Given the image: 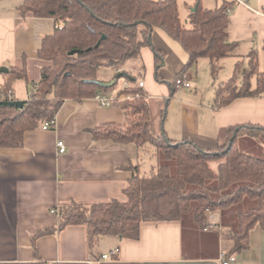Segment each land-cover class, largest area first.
<instances>
[{
  "label": "crops",
  "instance_id": "1",
  "mask_svg": "<svg viewBox=\"0 0 264 264\" xmlns=\"http://www.w3.org/2000/svg\"><path fill=\"white\" fill-rule=\"evenodd\" d=\"M175 1L179 18L182 13L187 20L198 3L205 9L228 7L227 38L237 47L219 61L216 77H212L206 58L198 59L183 72L187 54L177 42L156 31L151 33V46L141 47L139 59L124 70L136 78V84L143 82L142 92L150 101L151 118L153 112L158 117L160 105H166L163 131L168 139L187 140L201 149L216 151L226 141L228 128L264 127V96L240 98L220 108L214 105L216 86L230 78L225 75L223 80L218 79L224 62L229 60L233 74L237 62L246 65L245 57L250 52L261 54L264 18L253 10L264 7V0H246L247 6L236 5L232 0ZM23 3L24 0H0V67L8 71L24 69L29 81L35 83L41 69L38 51L57 24L50 18L21 16ZM8 71L0 73V87ZM182 72L192 89L179 93V89L169 85ZM155 75L161 82L156 81ZM112 78L111 73L99 80L109 82ZM29 97L25 81L15 80L11 99L27 101ZM109 123L124 126L121 103L102 108L93 98L67 99L59 108L52 129L25 133L21 148L0 149V264H220L221 255H234L236 260L231 264H264V230L254 227L245 248L233 252L229 237L233 217L227 216L230 220L226 223L219 211L210 212L201 229L190 220L145 223L139 240L104 236L92 250L83 226L57 230L58 218L52 210L58 205L124 200L122 190L135 173L133 169L138 166L142 173L148 169L138 164L141 157L136 146L93 139L91 131ZM154 126L159 129L155 123ZM58 141L66 147L63 154L57 151ZM52 229L53 233L34 238L37 233ZM115 248L118 255L114 260H101L102 255Z\"/></svg>",
  "mask_w": 264,
  "mask_h": 264
},
{
  "label": "trees",
  "instance_id": "2",
  "mask_svg": "<svg viewBox=\"0 0 264 264\" xmlns=\"http://www.w3.org/2000/svg\"><path fill=\"white\" fill-rule=\"evenodd\" d=\"M227 10V6L205 9L198 3L188 16L186 28L175 0H24L19 9L21 16L50 18L57 27L53 35L43 39L38 51V81L30 82L24 69L10 68L0 87V102L14 101L11 87L15 80H24L30 89V97L21 108L0 105V149L21 148L25 133L41 129L44 123L53 124L52 129L64 100L93 98L98 92L115 90L120 80L127 79L131 85L124 92L139 97L122 104L124 126L109 123L92 130L91 135L94 140L132 144L141 158L152 149L157 161L146 173L138 166L133 169L135 173L122 190L124 200L58 205L54 209L57 230L83 226L92 250L104 236L139 240L145 223L190 220L201 229L207 215L219 211L226 223L230 220L227 216L233 217L229 235L233 252L245 248L254 227L264 230V160L242 153L237 146L241 137L264 141V127H230L225 133L226 141L216 151L201 149L187 140H170L161 128L154 129L149 99L137 87L136 78L124 70L139 59L141 47L151 46L149 35L158 30L187 54L183 72L198 59L206 58L215 78L219 61L237 47L227 38ZM259 55L250 52L245 57L246 65L237 62L232 76L216 86V107L240 98L264 96V41L262 70ZM103 68L110 69L115 80L109 88L93 83L103 82L97 77ZM183 72L176 79H182ZM155 79L161 82L157 75ZM169 86L176 89L174 82ZM210 163L217 167L212 169ZM53 232L54 229L43 230L34 238Z\"/></svg>",
  "mask_w": 264,
  "mask_h": 264
},
{
  "label": "rangeland",
  "instance_id": "3",
  "mask_svg": "<svg viewBox=\"0 0 264 264\" xmlns=\"http://www.w3.org/2000/svg\"><path fill=\"white\" fill-rule=\"evenodd\" d=\"M180 21H181V23H182V25L184 27L187 28L189 26L188 20H187V16L183 15L182 13H181V16H180ZM155 31L157 33H159V35H162L163 37L168 39V37H166L162 32H160L158 30H155ZM169 43H173V45H175V47H179L178 44H176L175 42H169ZM204 62L208 63L207 60H204ZM224 63H225V65L223 66L224 68L218 74V79L225 78V75H226V78L231 77L232 71H231V69L229 67L230 66L229 60L225 61ZM43 65H45V64L43 63ZM262 68H263V58H262V55L260 54L259 55V70H262ZM193 69H194L193 71H195V67ZM198 71H199L200 77L202 78L203 72H201L200 68H199ZM110 74H111V70L110 69H106V68L104 69L103 68V69L99 70V72L97 74V77L99 79H103V78H106L107 76H109ZM206 75L208 76V71L206 72ZM227 76H229V77H227ZM117 86L118 85H116L113 89H116ZM190 89H192V87H190ZM187 90H183V91H187ZM29 92H30V89H29ZM181 92L182 91L179 89V93H181ZM164 109H166V114H167V108L165 107V104L164 105L162 104V105L159 106V109H158L159 111H158V115H157L158 117H156L155 112H153V117L152 118H153V120L154 119L156 120L154 123L156 124L157 128H161V126L164 123L165 118L162 119L161 122H160V118H159L161 116L162 111ZM237 146H238V148L240 149V151L242 153H244V154H246L248 156L254 157V158H258V159L264 160V141L257 140V139H251V138H247V137H241L237 141ZM156 162H157L156 158L153 157V150L152 149H148V152L140 159L138 164L139 165H146V167H148V169H147V171H148L149 168H150V165H154V164H156ZM216 166H217L216 163H210V167L212 169H215Z\"/></svg>",
  "mask_w": 264,
  "mask_h": 264
},
{
  "label": "built area",
  "instance_id": "4",
  "mask_svg": "<svg viewBox=\"0 0 264 264\" xmlns=\"http://www.w3.org/2000/svg\"><path fill=\"white\" fill-rule=\"evenodd\" d=\"M234 4L236 5H242V6H247V1L246 0H232ZM227 13H229V9L227 10ZM253 13L258 16V17H263L264 18V7L253 10ZM175 83L176 89L180 90H186L190 88L189 82L184 79H174L173 81ZM130 83L127 79H124L120 82L118 88L113 91L112 93H103V92H98L94 95L93 99L94 101L98 104L99 107L102 108H107L112 106L114 103H121L123 104L126 101H129L131 99L139 97V94H130L124 92V90L128 89L130 87ZM137 87L142 90L143 88V82L139 81L137 83ZM51 123H44L41 127L42 130H49L51 129ZM57 151L60 154H63L66 151V147L62 141H58L56 143ZM52 213H54V210H52ZM206 230V228H204ZM118 255V249H112L108 253L102 255L101 260L102 261H111L114 260V258ZM236 260L234 255L231 256H224L221 255L219 258L220 264H231Z\"/></svg>",
  "mask_w": 264,
  "mask_h": 264
},
{
  "label": "water",
  "instance_id": "5",
  "mask_svg": "<svg viewBox=\"0 0 264 264\" xmlns=\"http://www.w3.org/2000/svg\"><path fill=\"white\" fill-rule=\"evenodd\" d=\"M192 11H194V8L192 9ZM151 36V33L149 35V38ZM70 55L74 54V51L69 53ZM8 70L5 67H0V73L4 72L6 73ZM115 80H112L110 82H98V81H93L94 84L98 85L99 87L102 88H109L111 86H113ZM24 104V101H7V102H0V105H4V106H11V107H15V108H21ZM161 130H163V125L161 126ZM235 135H233L230 139V143L234 140ZM167 141V140H166ZM230 143L228 144L227 148L230 147Z\"/></svg>",
  "mask_w": 264,
  "mask_h": 264
}]
</instances>
